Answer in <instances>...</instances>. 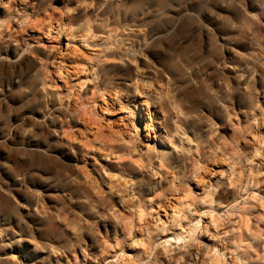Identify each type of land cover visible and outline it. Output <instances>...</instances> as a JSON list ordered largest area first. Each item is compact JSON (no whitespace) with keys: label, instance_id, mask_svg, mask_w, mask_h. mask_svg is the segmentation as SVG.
I'll return each instance as SVG.
<instances>
[{"label":"clouds","instance_id":"clouds-1","mask_svg":"<svg viewBox=\"0 0 264 264\" xmlns=\"http://www.w3.org/2000/svg\"><path fill=\"white\" fill-rule=\"evenodd\" d=\"M0 264H264V0H0Z\"/></svg>","mask_w":264,"mask_h":264}]
</instances>
